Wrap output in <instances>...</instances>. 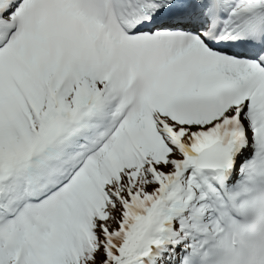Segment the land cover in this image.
<instances>
[{
  "label": "snow or ice",
  "instance_id": "snow-or-ice-1",
  "mask_svg": "<svg viewBox=\"0 0 264 264\" xmlns=\"http://www.w3.org/2000/svg\"><path fill=\"white\" fill-rule=\"evenodd\" d=\"M0 264H264V0H0Z\"/></svg>",
  "mask_w": 264,
  "mask_h": 264
}]
</instances>
